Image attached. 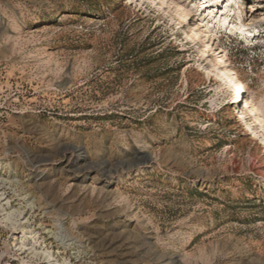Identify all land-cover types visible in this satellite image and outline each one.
Instances as JSON below:
<instances>
[{"label":"rangeland","instance_id":"1","mask_svg":"<svg viewBox=\"0 0 264 264\" xmlns=\"http://www.w3.org/2000/svg\"><path fill=\"white\" fill-rule=\"evenodd\" d=\"M247 99L264 0H0V264H264Z\"/></svg>","mask_w":264,"mask_h":264},{"label":"bare ground","instance_id":"2","mask_svg":"<svg viewBox=\"0 0 264 264\" xmlns=\"http://www.w3.org/2000/svg\"><path fill=\"white\" fill-rule=\"evenodd\" d=\"M207 3H211L213 0H205ZM164 4H166V2H164ZM231 7V6H230ZM213 8H210L209 11H211ZM226 8L224 9V12H227V14H229L231 12V9ZM189 10V9H188ZM188 10H184L183 13H187ZM214 13V12H213ZM211 13V14H213ZM188 14V13H187ZM218 14V13H217ZM213 21H217V16L213 15L211 16ZM229 15H225L223 16L219 21H217V23L219 25H226L229 22ZM231 17V16H230ZM233 28V27H232ZM236 28V27H235ZM199 34L197 32L194 31L193 36L195 38H197L200 42H202V39L199 38L198 36ZM205 49L203 51V56L200 58V60L203 61V59L208 60L210 54L208 55V53L210 52L211 47L209 46L208 43H206V45L204 46ZM223 61L220 60V62L218 61L217 65H212L211 69L208 68H204V70L207 73L213 74L216 76L217 79H219V81L221 82V87L222 88H227L229 90H231L234 95L235 98L240 99L241 96L240 94L242 93L243 89L241 87V85H239L236 81V79L232 76V74L226 73V72H221V70L219 69V63H222ZM217 66V67H216ZM251 99H247L246 100V107L248 108H253V114H255V123L254 126L258 127L259 130L264 132V120H263V115L260 112V109H258L254 103V101H250ZM243 101V100H242ZM233 117V116H232ZM257 121V122H256ZM254 134H256V131H253ZM32 207V206H31Z\"/></svg>","mask_w":264,"mask_h":264}]
</instances>
